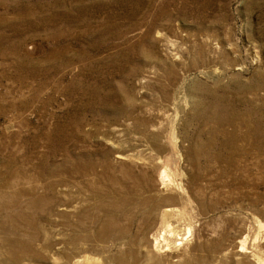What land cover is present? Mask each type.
Here are the masks:
<instances>
[{
    "label": "rangeland",
    "instance_id": "1",
    "mask_svg": "<svg viewBox=\"0 0 264 264\" xmlns=\"http://www.w3.org/2000/svg\"><path fill=\"white\" fill-rule=\"evenodd\" d=\"M0 184V264L264 262V0H0Z\"/></svg>",
    "mask_w": 264,
    "mask_h": 264
},
{
    "label": "bare ground",
    "instance_id": "2",
    "mask_svg": "<svg viewBox=\"0 0 264 264\" xmlns=\"http://www.w3.org/2000/svg\"><path fill=\"white\" fill-rule=\"evenodd\" d=\"M224 87V86H223ZM226 87V86H225ZM232 88V87H231ZM228 91V90H227ZM228 93V92H227ZM239 94H240V92H239ZM224 95H226V94H224ZM221 97H223V96H221ZM221 100V99H220ZM219 104H220V102H219ZM218 105V104H217ZM226 105V104H225ZM228 105V104H227ZM232 106V105H231ZM234 107V106H233ZM215 108V107H214ZM224 108H225V106H224ZM237 108V107H236ZM222 109V108H221ZM231 109V108H230ZM233 109V108H232ZM212 110H213V108H212ZM215 110V109H214ZM216 110H217V108H216ZM223 113V112H222ZM228 113H229V111H228ZM224 114V113H223ZM231 114V113H230ZM214 115V114H213ZM215 115H216V113H215ZM214 115V116H215ZM230 116V115H229ZM228 116V117H229ZM217 118V117H216ZM222 118V117H221ZM227 119V118H226ZM225 119V120H226ZM229 119V118H228ZM217 120H218V118H217ZM220 121V120H219ZM220 122H224L223 120H221ZM230 122V121H229ZM225 123V122H224ZM220 124V123H219ZM226 124V123H225ZM229 124V123H228ZM221 125L223 126V123H221ZM218 134V133H217ZM216 135V134H215ZM218 136V135H217ZM222 136V135H221ZM226 136V135H225ZM228 136V135H227ZM231 138H230V141H231V143H229L228 141L229 140H225L224 142H222V147L223 146H225V145H229V144H233L234 142H235V140L237 139V137L236 136H233V135H231L230 136ZM211 139V138H210ZM213 139V138H212ZM223 139V138H222ZM227 139H229V138H227ZM214 140V139H213ZM219 145V144H218ZM224 148V147H223ZM231 148V147H230ZM226 149V148H225ZM228 149V148H227ZM224 150V149H223ZM217 154H219V153H217ZM219 156V155H218ZM127 156H124V155H122V154H119L118 156H117V158H118V160H121V161H123V160H127V158H126ZM130 159V158H129ZM216 160V159H215ZM218 160V159H217ZM219 161V160H218ZM131 171V170H130ZM13 174H15V173H13ZM12 173H11V175H12V177L14 176ZM29 174V173H28ZM144 174V173H143ZM17 175V174H16ZM15 175V176H16ZM132 175V174H131ZM9 177V176H8ZM15 178V177H14ZM29 178V177H28ZM13 179V178H12ZM142 179V178H141ZM145 179V178H144ZM132 180V179H131ZM140 180V179H139ZM13 181V180H12ZM15 181V180H14ZM6 182V181H5ZM5 182H3V183H5ZM22 182H23V180H22ZM9 183H11V182H9ZM18 183H19V181H18ZM33 183H35V182H33ZM135 183V182H134ZM23 184V183H22ZM26 184H28V183H26ZM32 184V183H31ZM30 184V185H31ZM39 184V183H38ZM136 184V183H135ZM1 185V184H0ZM3 185V184H2ZM1 185V186H2ZM12 185V184H11ZM15 185V184H14ZM21 185V184H20ZM39 185H41V184H39ZM38 185V186H39ZM51 185V184H50ZM52 185H53V183H52ZM7 186V185H6ZM32 186V185H31ZM35 186V185H34ZM37 186V185H36ZM139 186V185H138ZM3 187V186H2ZM8 187V186H7ZM13 187V186H12ZM12 187H10L11 188V192H12ZM45 187H46V184H45ZM55 187V186H54ZM140 187V186H139ZM5 188V187H4ZM3 188V189H4ZM16 188V187H15ZM26 187H24V189H25ZM33 188V187H32ZM37 188V187H36ZM39 189V188H38ZM139 189V188H138ZM9 190V189H8ZM32 190V189H31ZM141 190H143V189H141ZM141 190H139V191H141ZM2 191V190H1ZM4 191H7V190H4ZM8 192H10V191H8ZM37 192H38V190L36 191V194H37ZM138 193V192H137ZM5 194V193H4ZM9 194V193H8ZM35 194V193H34ZM40 194H41V192H40ZM139 194V193H138ZM16 195L17 196H19L18 197V199L17 200H19V198H22V197H27V196H29V200L27 199V202H29V203H27L30 207H36V206H38V204L39 203H43L45 200L42 198V197H39V196H37V195H33V192L32 191H27V189L26 190H23V188L22 189H18V188H16V191H14L11 195H9V196H6V195H3V197H5V199L6 200H4L3 202V205H2V207L4 208V209H10L11 207H12V205H13V202H14V200L13 199H15V198H17L16 197ZM139 195H141V194H139ZM128 196V195H127ZM145 196V195H144ZM143 197V196H142ZM164 198L165 199H167V200H170V201H173V200H175V196H174V194H172V193H169V194H166V192H165V194H164ZM24 199V198H23ZM138 199V198H137ZM17 202V201H16ZM26 204V203H25ZM26 204V205H27ZM46 204V203H45ZM14 205H15V203H14ZM28 205H27V207H28ZM40 205V204H39ZM42 205H44V204H42ZM45 206V205H44ZM43 206V207H44ZM16 207V206H15ZM40 207V206H39ZM14 208V207H13ZM29 208V207H28ZM16 209V208H15ZM33 209V208H32ZM20 211H21V209H20ZM63 211H64V213L63 212H59L60 213V216H63V215H65V213L67 212V210L66 209H63ZM66 211V212H65ZM23 212V211H22ZM20 213V212H19ZM18 213V214H19ZM16 214H17V212H16ZM22 213H20V218L19 219H25L26 220V216L25 215H21ZM26 214V213H25ZM66 215H67V213H66ZM14 217V216H13ZM28 220V219H27ZM26 220V221H27ZM150 238V237H149ZM245 241V240H244ZM152 242V245H153V248H158L160 245V243H159V241L158 240H156L155 242L154 241H151ZM151 242H149V243H151ZM63 241H61V240H58V241H55V243L53 242V243H51L49 246H48V248L50 249V251L52 252V254L53 255H56V256H59L60 257V259H62L63 260V264H92V260L90 259L91 257H89L87 254H88V251H87V249H85V248H82V256L81 255H76V256H70V255H68L67 253H66V251H64V245H63ZM246 243V242H245ZM16 244V243H15ZM11 245V244H10ZM152 245H151V247H152ZM183 245V244H182ZM170 246H171V244H170ZM21 247V246H20ZM75 248V247H74ZM73 248V249H74ZM171 248V247H170ZM247 250V249H246ZM246 250H245V244L243 243V242H241V247H239V252L240 253H242V255H245V257H248V256H246V254H244V253H246ZM76 251V250H75ZM167 252V251H166ZM165 251L164 252H159V253H156L155 255H154V259H159V261H160V264H174L176 261H181L182 260V255H172V254H170V253H166ZM249 252V251H248ZM80 253V252H79ZM184 258V257H183ZM253 258H255V256L253 257ZM257 258V257H256ZM260 258V257H259ZM184 260H185V258H184ZM264 260V259H263ZM62 264V263H61ZM119 264H127V262H126V260H123V258H122V260H120L119 261ZM134 264H137V263H134ZM256 264H264V262H262L261 261V259H258L257 261H256Z\"/></svg>",
    "mask_w": 264,
    "mask_h": 264
}]
</instances>
